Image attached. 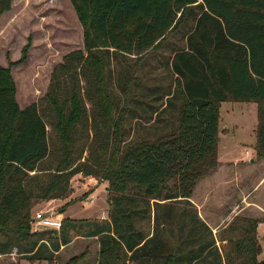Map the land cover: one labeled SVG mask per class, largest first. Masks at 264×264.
I'll use <instances>...</instances> for the list:
<instances>
[{
    "label": "trees",
    "instance_id": "trees-1",
    "mask_svg": "<svg viewBox=\"0 0 264 264\" xmlns=\"http://www.w3.org/2000/svg\"><path fill=\"white\" fill-rule=\"evenodd\" d=\"M74 1L90 16L92 43L63 55L43 97L19 108L0 66V230L23 243L12 255L0 242V256L52 264L61 245L83 236L96 240L97 264H190L206 252L212 264H264L257 218L235 215L211 235L198 215L188 216L212 237L186 255L161 237L155 213L150 234L137 224L151 218L158 200L190 201L196 184L216 170L221 102L257 105L254 159L264 160V0ZM11 2L0 0V17ZM179 25L182 46L167 60L176 126L125 145L103 76L108 53H145ZM76 175L107 181V216L62 218L58 231L31 232L33 204L68 198ZM164 217L171 219L172 209Z\"/></svg>",
    "mask_w": 264,
    "mask_h": 264
},
{
    "label": "rangeland",
    "instance_id": "rangeland-1",
    "mask_svg": "<svg viewBox=\"0 0 264 264\" xmlns=\"http://www.w3.org/2000/svg\"><path fill=\"white\" fill-rule=\"evenodd\" d=\"M89 17L87 13L79 12L74 0H12L10 9L0 17V66L8 70L13 80L19 108L43 97L51 71L64 54L74 49L85 51L88 44L92 43ZM182 27L179 25L169 32L165 39L145 53H119L112 50L108 53L109 60L105 64L103 76L110 91L109 99L114 114L118 120L121 116L123 118L125 145L141 139L156 138L176 126L178 100L171 98L174 82L168 72L167 60L170 49L182 46ZM252 104L255 106L247 102L225 103L219 109L221 125L226 122L231 127L229 132L220 135L219 157L229 162H245L226 164L218 174L207 177L200 184L199 192L190 198L203 200V215L207 218L209 211L217 214L212 215L216 220L220 214H224L221 212H228L230 209L226 206L220 210L225 203L240 207L245 202L258 201L264 205V160H255L248 165V160L255 157L252 144L255 140L253 125L257 124V111ZM228 105H232L233 111H226L229 110ZM245 150L251 155H246ZM240 179L243 181L239 182ZM107 185V181L76 175L72 178V192L68 198L48 203L42 201L38 202L39 205L35 202L31 215L42 212L44 215L62 213L63 219L106 217ZM202 187H205L201 191L203 195L200 194ZM158 201L160 204L152 207L150 219L137 221L145 234H150L155 225V213L160 217L159 223L163 224L161 237L176 246L179 254L186 255L190 250L197 252L202 243L211 239L209 231L188 219V216L197 215L191 201ZM168 209L173 212L171 219L164 217ZM256 211V217L264 222V212L259 209L249 210L248 213L256 215ZM208 220L211 226L216 221ZM211 232V235L215 234L216 229ZM257 237L263 246L258 259H263L264 226L257 227ZM14 238L11 232L0 230V242L8 243L5 251H13L15 254L12 255H16L23 245ZM97 247L94 238L73 236L52 264H65L72 256H78L83 251L85 256L72 264H97ZM15 258L17 263L9 255L0 256V264H48L46 261ZM190 264H212V254L203 253Z\"/></svg>",
    "mask_w": 264,
    "mask_h": 264
},
{
    "label": "crops",
    "instance_id": "crops-1",
    "mask_svg": "<svg viewBox=\"0 0 264 264\" xmlns=\"http://www.w3.org/2000/svg\"><path fill=\"white\" fill-rule=\"evenodd\" d=\"M225 103H231V104H233V103H237V102H221L220 103V108L223 106V104H225ZM247 103H254V102H247ZM255 104V103H254ZM253 105V104H252ZM254 106V105H253ZM228 107H229V110H226V111H233V107H232V105H228ZM255 109H256V111H257V105L255 104ZM257 125V124H256ZM256 125H253V131H254V134H255V128H256ZM232 126H233V124H232ZM230 129H231V127H228V125H226V122L224 123V124H222L221 125V117H220V120H219V142H218V145H219V143H220V139H221V137H220V135H221V133L222 134H226V132H229L230 131ZM254 144H255V140L253 141V144H252V146H254ZM219 147H217V156H218V160H219V165H218V167L216 168V170L214 171V172H212L210 175H208V176H206L205 178H203V179H201L197 184H196V186H195V188H194V191H193V194H195V192H197L200 188H199V186H200V184H202V182L205 180V179H207V177L208 178H212V176H215L216 174H218L219 173V171H220V169L223 167V166H225L226 164H228V163H232V164H236L237 162H242L243 160H240V161H235V162H229V161H225V160H222V159H220V157H219V154H218V149ZM245 151H248V150H245ZM246 155H251L250 153H249V151H248V153H245ZM252 158H254V157H252ZM251 159V158H250ZM254 161H255V159H254ZM253 161V162H254ZM243 162H245V161H243ZM248 162H249V160H248ZM248 162H246V163H248ZM253 162H249V164L248 165H250V164H252ZM237 174H238V172H236ZM238 177L239 176H237V182H238ZM264 178V177H263ZM262 178V179H263ZM261 179V180H262ZM260 180V181H261ZM243 181V179H240V181L239 182H242ZM259 181V182H260ZM209 182V181H208ZM208 182L206 183L207 185H208ZM264 181H262V183H263ZM241 186V185H240ZM259 186V185H258ZM197 188V189H196ZM199 188V189H198ZM203 189H205V187H202V189L200 190V194H204V193H202L203 191ZM202 191V192H201ZM199 192V191H198ZM243 198V197H242ZM190 201H191V203L194 205V207L196 208V210H197V215H198V217H199V219L201 220V221H203L205 224H207V226L211 229V231H213V229L215 230H217V229H219L220 227H222V226H224L223 224H225V222H226V220H230L233 216H235V215H246V216H248V217H252V218H257L258 219V217H256L257 215H258V212L256 211L255 213H256V215H251V214H249L248 213V211L249 210H255V208H257V209H259L260 211H262V212H264V205H262L261 203H259L258 201H255V202H253V201H251V202H245V204H243L242 206H238V207H236V206H233V205H229L228 203H225V205H223V207H220V210H223V208L226 206L227 207V209H230V210H228V212L226 211V212H221V213H224V214H220V216L217 218V220L216 219H213L212 218V215H217L215 212L214 213H211V211H209V214L210 215H208L209 216V218H210V221H214V220H216V221H214V224L211 226L210 225V223H209V218H207L206 216H204L203 214H204V212H203V209H204V202H203V200H200V201H196V200H194V199H189ZM43 202H45V203H48V202H51V200L50 201H43ZM40 203V202H39ZM39 203H37V205H39ZM248 203H250L249 205H248ZM253 206H255V207H253ZM249 207H251V208H249ZM249 208V209H248ZM245 212H246V214H245ZM61 218H63L62 217V213H60V214H58ZM222 215V216H221ZM99 218L100 219H102L103 218V216H99ZM264 226V222H262V221H260L259 220V222H258V226ZM257 226V227H258ZM70 243V242H69ZM69 245V244H68ZM68 245H61L60 246V250L61 249H63L64 247H66V246H68ZM261 247H262V250H263V246H262V244H261ZM60 250H59V252H60ZM16 252V251H15ZM11 254H15L13 251L11 252ZM261 255V254H260ZM258 258H260V257H258ZM264 259V258H263ZM263 259H258V260H263Z\"/></svg>",
    "mask_w": 264,
    "mask_h": 264
},
{
    "label": "built area",
    "instance_id": "built-area-1",
    "mask_svg": "<svg viewBox=\"0 0 264 264\" xmlns=\"http://www.w3.org/2000/svg\"><path fill=\"white\" fill-rule=\"evenodd\" d=\"M248 153V151H245ZM105 218V217H103ZM62 218L56 215H44L42 212L35 213L30 220V231L56 230L61 228Z\"/></svg>",
    "mask_w": 264,
    "mask_h": 264
},
{
    "label": "water",
    "instance_id": "water-1",
    "mask_svg": "<svg viewBox=\"0 0 264 264\" xmlns=\"http://www.w3.org/2000/svg\"><path fill=\"white\" fill-rule=\"evenodd\" d=\"M253 161H254V158L249 159V162H253Z\"/></svg>",
    "mask_w": 264,
    "mask_h": 264
}]
</instances>
